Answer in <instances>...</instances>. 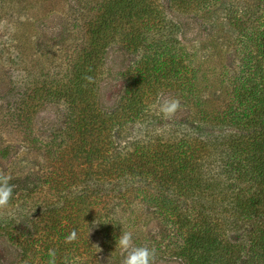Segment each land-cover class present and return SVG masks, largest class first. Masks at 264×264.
<instances>
[{"label": "rangeland", "instance_id": "obj_1", "mask_svg": "<svg viewBox=\"0 0 264 264\" xmlns=\"http://www.w3.org/2000/svg\"><path fill=\"white\" fill-rule=\"evenodd\" d=\"M124 1L0 0V172L30 178L0 210V264H121L123 231L167 264L185 233L116 150L154 143L169 170L183 139L208 199L229 195L228 164H253L240 139L264 95V0ZM161 94L180 101L170 119ZM96 114L116 117L101 135ZM250 231L230 236L249 247Z\"/></svg>", "mask_w": 264, "mask_h": 264}, {"label": "trees", "instance_id": "obj_2", "mask_svg": "<svg viewBox=\"0 0 264 264\" xmlns=\"http://www.w3.org/2000/svg\"><path fill=\"white\" fill-rule=\"evenodd\" d=\"M117 2L118 5L125 3L124 0ZM260 44L264 57V31ZM252 89L256 90V87ZM252 100L254 103L248 108L249 125L254 129L256 136L254 137L253 134V138L248 141L242 139L240 141L245 150L251 153L253 164L245 166L235 160L226 166L231 179L222 190L230 193L223 200L217 197L208 199L209 197L203 196L214 187L209 186L207 180L191 175L192 168L195 167L185 149L189 150V155L193 150L183 139L178 143L177 148H174L175 156L165 158L167 161L170 160L169 170L158 168L162 167V164L157 162L163 156L161 155L163 151L158 149V145L157 148L154 147V143L148 144L147 150L134 145L135 150L131 149L132 152L127 155L121 154L120 150H116L119 153L112 154L113 161L120 156L124 157L125 177L130 179L138 175L149 188L157 190L159 196L155 197V203L172 216L176 227L184 231L182 244L166 253L170 257L165 261L167 264H238L240 259H245V264H248V252L252 260L256 259L258 263L264 264V95ZM95 118H98L95 131L98 132L97 135H101V126L103 128L107 124H112L116 117H102L96 114L95 117L92 116V120ZM171 148L168 147L166 151ZM141 154H144V158L140 156ZM151 181H154V185L150 183ZM11 183L17 186L15 191L25 190L29 193L30 178L24 177L20 181L14 180ZM205 205L210 207L206 211L203 209ZM216 206L223 210L215 211ZM240 227L251 230L248 234L253 245L243 248L232 240L230 234L234 233L237 237Z\"/></svg>", "mask_w": 264, "mask_h": 264}, {"label": "clouds", "instance_id": "obj_3", "mask_svg": "<svg viewBox=\"0 0 264 264\" xmlns=\"http://www.w3.org/2000/svg\"><path fill=\"white\" fill-rule=\"evenodd\" d=\"M88 79L91 80V77H88ZM156 107L163 117L170 119L180 109L181 104L179 99L170 98L161 94L157 100ZM10 180V176L0 172V210H6L9 207L17 188ZM76 238L77 234L73 231L66 237V242L71 243ZM116 247L123 253L121 264H156L157 258L155 250L147 245H136L133 241V235L129 231L121 232L116 241ZM55 255V250H49V256L52 258L49 264H55Z\"/></svg>", "mask_w": 264, "mask_h": 264}]
</instances>
